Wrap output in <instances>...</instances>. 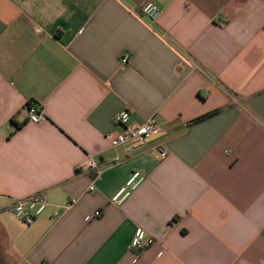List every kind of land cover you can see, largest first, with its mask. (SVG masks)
I'll return each mask as SVG.
<instances>
[{
	"label": "crops",
	"instance_id": "crops-1",
	"mask_svg": "<svg viewBox=\"0 0 264 264\" xmlns=\"http://www.w3.org/2000/svg\"><path fill=\"white\" fill-rule=\"evenodd\" d=\"M123 111L159 133L113 147ZM0 264H264V0H0Z\"/></svg>",
	"mask_w": 264,
	"mask_h": 264
},
{
	"label": "built area",
	"instance_id": "built-area-1",
	"mask_svg": "<svg viewBox=\"0 0 264 264\" xmlns=\"http://www.w3.org/2000/svg\"><path fill=\"white\" fill-rule=\"evenodd\" d=\"M141 13L144 17L151 22H155L161 15V11L158 6L153 3H146L142 6ZM127 56L122 57V64H128ZM29 122L32 124H40L46 120L45 115L38 109L36 105L28 107ZM130 113L129 111H123L115 118L117 125L124 126V130L112 139V146H131L141 147L147 141L152 139L159 133V123H157L155 117H150L143 125H137L129 123ZM166 157L165 153L162 154ZM86 171H95V179L100 177V168L98 162L94 158H90L84 165ZM146 180L145 174L140 171H136L129 177L125 185L112 197L111 201L116 205L123 204L134 192L137 190ZM95 185L92 184L90 191H95ZM45 193H37L33 196L27 197L16 201L15 205L10 209V212L20 221L27 225H31L40 217L43 213L47 212L50 207L49 200ZM75 204V201L69 206ZM69 207H67L68 209ZM155 243V239L151 237L143 229H138L133 238L131 248L135 250H145Z\"/></svg>",
	"mask_w": 264,
	"mask_h": 264
},
{
	"label": "trees",
	"instance_id": "trees-1",
	"mask_svg": "<svg viewBox=\"0 0 264 264\" xmlns=\"http://www.w3.org/2000/svg\"><path fill=\"white\" fill-rule=\"evenodd\" d=\"M32 105H35V104L30 103L28 106L30 107V106H32Z\"/></svg>",
	"mask_w": 264,
	"mask_h": 264
}]
</instances>
